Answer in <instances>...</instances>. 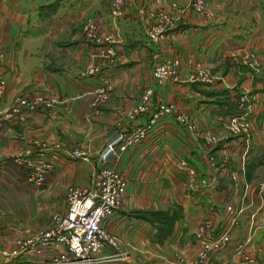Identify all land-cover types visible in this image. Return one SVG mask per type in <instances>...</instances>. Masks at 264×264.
<instances>
[{
  "label": "crops",
  "instance_id": "0c3cea01",
  "mask_svg": "<svg viewBox=\"0 0 264 264\" xmlns=\"http://www.w3.org/2000/svg\"><path fill=\"white\" fill-rule=\"evenodd\" d=\"M208 1L211 14L202 20L187 0H127L116 16L109 14L107 0H0V42L13 59L0 98V264L48 257V250L37 254L28 244L15 256L8 252L52 224L47 216L65 210L68 188L92 186L104 144L147 120L157 99L185 111L195 129L208 130L216 142L206 147L169 113L140 143L118 153L115 163L126 177L125 191L102 224L116 237L115 248L106 252L120 250L126 257L98 264H174L175 256L191 257L195 225L205 217L219 222L224 200L235 194L228 173L242 166L247 180L264 178V0ZM153 8L177 16L156 42L142 29ZM92 13L117 36L113 56H95V43L82 34V21ZM248 51L254 60H243ZM163 58L178 60L179 76L159 84L152 66ZM199 71L205 74L194 78ZM95 86L107 90L98 102L97 92H88ZM146 88L151 94L145 110L128 116ZM33 90L65 101L21 107L14 121L2 118L14 98ZM240 96L253 128L243 159L241 137L222 124ZM76 149L85 150V158L72 156ZM52 153L44 181L34 184L28 178L38 160ZM176 155L194 166L195 182L184 181L174 168ZM249 209L241 214L240 230ZM255 239L246 247L264 248V239ZM211 261L236 264L230 255H214Z\"/></svg>",
  "mask_w": 264,
  "mask_h": 264
},
{
  "label": "built area",
  "instance_id": "2783aa9c",
  "mask_svg": "<svg viewBox=\"0 0 264 264\" xmlns=\"http://www.w3.org/2000/svg\"><path fill=\"white\" fill-rule=\"evenodd\" d=\"M108 12L111 16L120 13L122 6L127 0H107ZM192 12L202 20H206L211 14L208 0H187ZM177 16L174 13L164 11L163 9H150V12L142 20V29L147 40L156 42L164 32L175 24ZM82 32L85 39L95 43L93 54L99 57H109L114 55L112 47L117 36L105 29V24L101 17L92 13L86 16L82 22ZM4 49L0 43V96L3 94L6 86L5 72L6 65ZM255 55L248 51L243 55V60H254ZM204 71H199L197 76L202 77ZM152 75L157 83L164 79L177 80L179 76L178 60L176 58H163L152 66ZM89 90V93H95L94 102H98L107 96V90L104 87H97ZM151 90L146 88L141 94L140 101L128 110V116L132 117L141 111H144L148 104ZM57 99H61L58 97ZM55 101L54 97H45V95L33 93L30 96H20L14 99L12 113H6L4 118L10 116L16 111L15 117L18 119L21 107L34 108L37 104L49 105ZM58 101V100H57ZM243 97H239L236 110L227 114L222 119L225 130L231 134L241 137V158L248 151L250 146V136L253 133L252 118L246 106L242 103ZM173 114L177 123L184 125L188 130L200 136L205 146L216 142L215 136L208 130L197 131L195 124L189 114L182 110H176L170 101L157 99L153 104V110L144 122L133 125L125 131H118L103 146L98 155L100 166L98 168L92 186L70 187L65 192V210L62 213L51 214L52 224L41 231L32 239L27 241H17L18 248H12L8 253L15 256L29 245V249L34 253H41L48 250L49 255L42 260L20 262L15 261L11 264H97L100 262L123 259L126 257L123 251L106 252L105 248L116 246V237L103 226L104 218L120 205L126 185V177L117 168L116 161L118 153L125 149L140 143L145 139L158 119H164L167 114ZM14 119V116L11 118ZM223 157H226V147L223 148ZM71 155L74 157L85 158V150H73ZM113 156V158H110ZM55 154L52 153L45 159L38 160L33 172V176L28 178L34 184H40L44 181L45 169L52 165ZM208 159H212L208 155ZM19 160V159H17ZM110 161V162H108ZM174 168L180 173L182 179L188 182H195L196 170L194 166L184 157L176 155L173 159ZM235 179L232 175V180ZM243 179V178H242ZM205 182L204 179H200ZM245 183V182H244ZM237 185V182H233ZM264 187V183L260 184ZM264 189V188H261ZM235 194L232 199L224 203L222 216L219 222L212 223L209 218H202L192 231L193 240L196 244L195 258L201 260L207 251L213 248L222 247L228 240L229 235L238 224V218L241 212L243 199L248 196L247 185L238 195ZM237 191V192H236ZM259 229L262 230L260 237L264 239V212H262ZM262 242V241H261ZM256 253V255H255ZM235 256L236 264H257V259L264 264V248L261 244H253L252 248H238Z\"/></svg>",
  "mask_w": 264,
  "mask_h": 264
},
{
  "label": "rangeland",
  "instance_id": "374dc122",
  "mask_svg": "<svg viewBox=\"0 0 264 264\" xmlns=\"http://www.w3.org/2000/svg\"><path fill=\"white\" fill-rule=\"evenodd\" d=\"M208 5L210 6L209 1H208ZM81 30H82V24H81ZM82 34H83V32H82ZM3 49H4V47H3ZM4 55H5V57H4L5 60H3V61H4V64L6 65V67L4 68L6 70L5 79L7 80V76H8V73H9L8 72V70H9L8 68L10 67V65L13 64V59H12V57L9 56V54H7L5 49H4ZM5 89H6V86L4 88L3 94L5 92ZM33 93L41 94V92L35 91V90L32 91V94ZM42 95H45V97H54L55 101L53 103H55V102L62 103V102L65 101L64 98L57 99L58 96H55L53 94L42 93ZM1 96H0V98H1ZM53 103H50L49 105H43V106L44 107H50L51 104H53ZM13 106H15V104L12 103L9 106V108L7 109L6 113H9V112L12 113ZM5 114H2V118H3V116ZM15 115H16V111H14L13 114L10 117L11 118L13 116L15 117ZM15 119H17V118L15 117L13 119V121ZM212 145H209V147H211ZM76 150H79V149H76ZM228 174H229L228 180H229V185L231 187V190L234 191V188H236L238 192H241L242 189L245 187V185H247V189H248V196L243 199L244 201L241 204V212H240V215H239V218H238L237 226L232 231V233L229 235L228 240L226 241V243L222 247L213 248V249L207 251L205 256L203 258H201V260H199L198 258H195L196 244L194 242L195 247H194V251L192 253L193 255L191 257H187L186 259H183L181 256H177V257L175 256V258L173 260L174 264H211V262H212L211 260H212V257L214 255L219 257V258H224L226 255L234 256V254H236L238 248H244L247 245L252 244L253 243L252 241H254L255 237H258V240L261 238L260 235H258V233L260 231V229L258 228L259 227L258 226L259 225L258 222H260L261 216H262V212H264V203L263 204H258L256 202H258L260 200H264V189H261V188H264V187H262L260 185V184L264 183V178L259 177V178H251V179L247 180L246 173H245V171H244L242 166H240L238 171H235V172L234 171H230ZM232 175H234V178H235L233 180H232ZM241 180H242V182H241L240 186H238V184H239V182ZM234 181L237 182L236 186L233 185ZM230 199H232L231 196L227 200H230ZM227 200H224V203ZM224 203H223V206H224ZM245 208H250V209L247 212V221H245L246 222L245 223V227L243 228V230L242 229L240 230L241 214H242V212L244 211ZM47 218H48V221H49L51 219V215L50 216L48 215ZM49 225L50 224H48L45 227L41 228L38 232L40 233L41 231L47 229L49 227ZM13 236L14 237L11 236L12 240L13 241L17 240L16 236H15V233L13 234ZM192 237H193V235H192ZM255 255H256V253H255Z\"/></svg>",
  "mask_w": 264,
  "mask_h": 264
}]
</instances>
